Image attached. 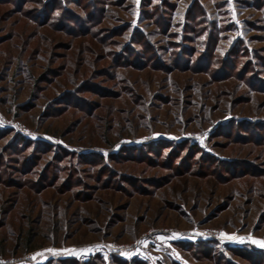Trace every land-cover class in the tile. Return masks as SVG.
Wrapping results in <instances>:
<instances>
[{
  "label": "rangeland",
  "instance_id": "obj_1",
  "mask_svg": "<svg viewBox=\"0 0 264 264\" xmlns=\"http://www.w3.org/2000/svg\"><path fill=\"white\" fill-rule=\"evenodd\" d=\"M258 242L264 0H0V264H264Z\"/></svg>",
  "mask_w": 264,
  "mask_h": 264
},
{
  "label": "trees",
  "instance_id": "obj_2",
  "mask_svg": "<svg viewBox=\"0 0 264 264\" xmlns=\"http://www.w3.org/2000/svg\"><path fill=\"white\" fill-rule=\"evenodd\" d=\"M195 16H196V14H195ZM195 16H193L194 19H196ZM189 18H190V16H189ZM94 257H96V256H94ZM73 261H75V260H73V259H69V258H66V259L63 260V262H66V264H71Z\"/></svg>",
  "mask_w": 264,
  "mask_h": 264
},
{
  "label": "snow or ice",
  "instance_id": "obj_3",
  "mask_svg": "<svg viewBox=\"0 0 264 264\" xmlns=\"http://www.w3.org/2000/svg\"><path fill=\"white\" fill-rule=\"evenodd\" d=\"M258 243H261V245L264 246V242H258Z\"/></svg>",
  "mask_w": 264,
  "mask_h": 264
}]
</instances>
